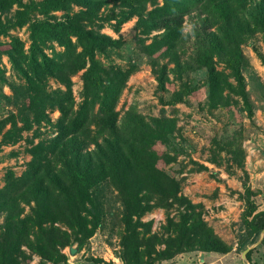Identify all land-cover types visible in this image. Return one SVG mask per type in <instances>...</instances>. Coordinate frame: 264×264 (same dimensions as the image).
Segmentation results:
<instances>
[{"label": "trees", "instance_id": "obj_1", "mask_svg": "<svg viewBox=\"0 0 264 264\" xmlns=\"http://www.w3.org/2000/svg\"><path fill=\"white\" fill-rule=\"evenodd\" d=\"M111 1L120 2L121 12L103 17L101 11ZM52 9L66 13L61 19L48 18ZM40 10L44 19L34 17ZM192 11L202 18L194 39L183 31L184 17ZM134 17L145 35L163 31L151 43L142 42L141 48L154 57L159 90L172 92V102L181 92L171 91L167 66H159L166 57L180 71L184 61L208 70L213 107L227 106L235 93L253 113L241 71L242 44L246 36L264 33V0H44L28 5L0 0V55L8 56L21 79L10 82L0 66V85L8 83L14 92L5 98L20 108L18 115L0 120V146L18 143L34 124L51 123L48 110L60 113L51 123L56 136L32 144L25 171L5 174L0 188V264H31L34 254L46 261L66 258L60 247L72 241L83 244L101 227L103 214L94 191L106 181L123 202L124 264H158L190 250L232 249L204 219L202 204L182 194L180 183L166 171L172 157L165 147L177 128L176 118L162 113L151 121L135 120L125 130L120 124L116 106L130 70L108 67L99 58L119 42L100 28L105 20L116 19L120 27ZM24 26L29 30L28 48L18 36L7 43L1 40ZM55 42L64 50L51 55L47 50ZM185 44L192 50L181 51ZM219 58L229 74L218 69ZM81 71L83 100L78 104L72 76ZM52 78L65 89H48ZM160 100L166 103L163 95ZM155 208L168 211L162 235L144 220ZM243 223L241 250L261 239L264 210L249 202ZM259 246L264 254V237ZM256 248L247 253L250 262Z\"/></svg>", "mask_w": 264, "mask_h": 264}, {"label": "rangeland", "instance_id": "obj_2", "mask_svg": "<svg viewBox=\"0 0 264 264\" xmlns=\"http://www.w3.org/2000/svg\"><path fill=\"white\" fill-rule=\"evenodd\" d=\"M22 1L28 5L32 1L44 0ZM16 9L14 7L10 13ZM77 9L78 6H75ZM121 9L120 2L111 1L102 9L101 15H118ZM65 13L64 10L52 9L47 17L61 19ZM34 17L44 19L46 15L40 10L35 12ZM137 20L134 17L120 27H117L116 19L105 20L101 22L103 25L100 28L101 33L119 42L99 58L108 67L130 70L116 106L120 124L125 130L135 120L143 118L151 121L162 113L176 118L177 128L165 147L172 157L166 171L180 183L182 194L192 202L202 204L204 219L232 245L228 252L185 251L161 259L158 264H264L263 249L257 245L258 242L248 246H257L251 262L243 257L244 250L238 246L241 235L245 233L243 217L249 202H254L258 210L264 208V33H252L246 36L242 44L244 63L241 71L253 111L250 114L248 107L235 93L229 95L231 100L227 106L213 107L209 100L208 70L184 61L180 71L174 60L166 57L160 60L159 66H167L171 91L181 92V96L172 102V92L163 93L159 90L154 57L141 48L142 42L151 43L163 31L145 35L136 26ZM201 20L196 11L187 14L183 23L184 34H190L194 39L196 30L201 28ZM13 36L24 40L28 48L27 26L11 30L10 35L2 36L1 40L7 43ZM183 47L181 51L188 44ZM188 49L192 50L191 47ZM63 50L64 47L55 42L54 47L47 51L54 55ZM182 57L186 59L185 55ZM217 65L219 70L230 73L222 58L217 59ZM0 66L10 82H21L6 54L0 55ZM72 81L74 96L80 104L83 100V71L73 75ZM47 84L48 89H65V85L53 78ZM13 93L8 83L0 85V120L11 113H20V108L8 103L5 98V95ZM161 95L166 103L160 100ZM47 114L51 123L60 115L56 109L48 110ZM51 123L44 120L34 124L31 130L23 133L24 137L18 143L0 146V188L5 183L8 170H13L17 175L25 171L32 157L29 152L32 144L49 142L56 136V128ZM158 147L162 149V146ZM94 193L103 214L101 227L95 234L83 244L72 241L60 247V253L66 258L57 257L53 261H46L34 254L31 264H124L120 257L124 235L122 198L108 181L96 187ZM26 209L29 211V207ZM167 213L164 208H155L145 215L144 220L150 221L153 231L162 235ZM70 247L77 249L75 254L70 253Z\"/></svg>", "mask_w": 264, "mask_h": 264}, {"label": "water", "instance_id": "obj_3", "mask_svg": "<svg viewBox=\"0 0 264 264\" xmlns=\"http://www.w3.org/2000/svg\"><path fill=\"white\" fill-rule=\"evenodd\" d=\"M263 237H264V230H263V232H262L261 240H262ZM261 240L259 241V243L261 242ZM252 247H253V246L248 247L247 249H245V250L243 251V257H244V258L247 259V253H248V251H249ZM76 250H77V249H75L74 247H70V253H71V254H75V253H76Z\"/></svg>", "mask_w": 264, "mask_h": 264}, {"label": "crops", "instance_id": "obj_4", "mask_svg": "<svg viewBox=\"0 0 264 264\" xmlns=\"http://www.w3.org/2000/svg\"><path fill=\"white\" fill-rule=\"evenodd\" d=\"M259 210H264V208H261V209H259ZM261 237H262V236H261ZM260 240H261V239H260ZM260 240H259V241H260ZM259 241H258L257 245L259 244Z\"/></svg>", "mask_w": 264, "mask_h": 264}]
</instances>
